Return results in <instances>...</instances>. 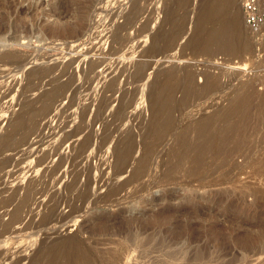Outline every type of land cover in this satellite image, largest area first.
Wrapping results in <instances>:
<instances>
[{"label": "rangeland", "instance_id": "1", "mask_svg": "<svg viewBox=\"0 0 264 264\" xmlns=\"http://www.w3.org/2000/svg\"><path fill=\"white\" fill-rule=\"evenodd\" d=\"M198 1L0 0V106L65 90L39 143L0 146V264H264V28L236 0L248 48L195 53Z\"/></svg>", "mask_w": 264, "mask_h": 264}, {"label": "bare ground", "instance_id": "2", "mask_svg": "<svg viewBox=\"0 0 264 264\" xmlns=\"http://www.w3.org/2000/svg\"><path fill=\"white\" fill-rule=\"evenodd\" d=\"M34 1H38V0H34ZM200 2V4L197 6V12H196V14H195V17H194V20H193V26H192V29H191V32L189 33V35L187 36V41L185 42V46H189L190 47V49L192 50V51H194L195 53H197V52H200L201 50H204V49H211L210 47H205L202 43L200 44V40L201 39H203L204 37H206V38H209V37H211L212 39H210V40H214V42L213 43H215V42H217V43H219L218 45L220 46L221 45V48L223 49V52L224 51H229V52H233V51H239V50H245L246 48H245V46L248 44V43H250V41L247 43L246 42V38H245V34H243L244 32L242 31V29H241V20H239V18H238V15H237V3H236V0H199L198 1V3ZM35 4L34 5H36V3L37 2H34ZM53 5V4H52ZM51 5V6H52ZM16 12H18V10L16 11ZM17 14V13H16ZM239 14H241V13H239ZM241 18V17H240ZM127 24H129V23H127ZM125 25H126V23H125ZM130 25V24H129ZM122 26H124V24L122 25ZM57 27V26H56ZM119 28H120V26H118ZM128 27V26H127ZM119 28H116V30H118ZM124 28H126V27H124ZM124 28H121L120 29V32L122 31V29L124 30ZM54 29H56L55 27H54ZM58 29V28H57ZM24 30V29H23ZM119 31V30H118ZM18 32V31H17ZM14 33H16V32H14ZM20 33V32H19ZM24 34H26L25 32H23ZM17 34V33H16ZM119 34V33H118ZM15 35V34H14ZM117 35V34H116ZM26 36V35H25ZM116 37V36H115ZM117 37H118V35H117ZM14 38V37H13ZM249 39V38H248ZM247 39V40H248ZM209 40V39H208ZM251 40V39H250ZM207 41V40H206ZM205 41V42H206ZM210 42V41H209ZM206 44V43H205ZM217 45V46H218ZM247 48H248V46H246ZM74 49V48H73ZM222 49H220V50H222ZM219 50V51H220ZM204 51H206V50H204ZM7 53V52H6ZM4 54V53H3ZM8 54V53H7ZM9 54L11 55L12 54V52H9ZM5 55V54H4ZM10 55H9V57H10ZM2 56V55H1ZM6 56V55H5ZM4 56V58H6ZM12 56V55H11ZM69 56H72V55H69ZM7 57H8V55H7ZM75 58V57H74ZM8 59H10V58H8ZM12 59V58H11ZM69 59L71 60V57H69ZM72 59H73V57H72ZM75 60V59H74ZM84 60V59H83ZM69 61V60H68ZM71 61H73V60H71ZM71 61H69L70 63H71ZM69 62H66V64L65 65H67V63H69ZM74 62V61H73ZM73 62H72V64H73ZM21 63V62H20ZM80 63V62H79ZM88 63V62H87ZM86 63V64H87ZM17 64V63H16ZM54 64H55V66H57V63H55L54 62ZM92 64V63H91ZM81 65V64H80ZM89 66H90V62H89V64H88ZM95 65V64H94ZM94 65L92 64L89 68L88 67H86V70L85 71H82V73L84 74L86 71V74H84V75H86V77H87V79H92V77H93V75H94ZM15 66V65H14ZM54 66V65H53ZM53 66H51V67H53ZM55 66L53 67V69L55 68ZM10 67V66H9ZM24 67V66H23ZM50 66H49V68H51ZM58 67V66H57ZM64 67V66H63ZM68 67H70V69H71V65H68ZM67 67V68H68ZM138 67V66H137ZM4 68V67H3ZM8 68V67H7ZM6 68V69H7ZM6 69L4 70V71H6ZM9 69V68H8ZM20 69V68H19ZM22 69V68H21ZM26 69V68H25ZM24 69V70H25ZM52 69V70H53ZM64 69V71H66V68L64 67L63 68ZM17 69H15V71H16ZM33 70V69H32ZM49 70V69H48ZM51 70V71H52ZM138 70H139V68H138ZM11 71L13 72V74L11 73ZM11 71L9 72V73H11L12 75H10V76H12V79H11V81L10 82H12L10 85H9V83H8V85L9 86H13L14 87V85L15 84H17V82L20 84V82H19V80H17L18 79V77L16 76V74H15V72L11 69ZM22 71V70H21ZM26 72L28 71L27 69L25 70ZM25 71H24V73H25ZM34 71V70H33ZM46 71V70H45ZM140 71V70H139ZM8 72V71H7ZM63 72V71H62ZM68 72H70V71H68ZM19 73V72H18ZM17 73V75H19ZM29 73V71L27 72V75H29L28 74ZM64 73V72H63ZM5 74H7V73H5ZM62 74V73H61ZM71 74H73V73H71ZM71 74H69V77H70V75ZM96 75L98 74V73H95ZM9 75V74H8ZM27 75L25 76V74H24V76L27 78ZM30 75H32V74H30ZM29 75V76H30ZM65 75H68V74H65ZM82 75V74H81ZM84 75H82V76H84ZM22 77V76H21ZM68 77V76H67ZM11 78V77H10ZM20 78V77H19ZM29 78V77H28ZM73 78V77H72ZM71 78V79H72ZM83 78H85V76L83 77ZM94 78H95V80H97L96 79V76H94ZM86 78H85V80H87ZM26 80V79H25ZM29 80V79H28ZM84 80V81H85ZM88 80V81H89ZM94 80V81H95ZM20 81H21V79H20ZM23 81V80H22ZM55 81V80H54ZM57 81V80H56ZM87 81V82H88ZM92 81V80H91ZM70 82V81H69ZM72 82V81H71ZM86 82V81H85ZM61 83H63V82H61ZM22 84V83H21ZM20 84V86H22ZM57 84V83H56ZM3 85H5V84H3ZM24 85V84H23ZM58 85V84H57ZM56 85V87L55 88H53L54 89V92H52V90H50L52 93H48V92H46V94L48 93V95H46L45 97H46V99L44 100V102L42 103V105H40L41 107L38 109L37 107L36 108H34L35 106H30V104L28 103V99L27 100H24V98H22L23 99V101L21 100V98H17V96H15V94H13V92H12V90H11V87L10 88H8V86H6V92L4 93V96L3 95H1V96H3V97H7L8 98V101H6V105L4 106V104H3V106L1 105L0 106V127L2 126V125H6L5 127H4V129H1L0 128V146L2 147V149L1 150H3V147H5V146H8V145H14V146H24L25 145V148H27L29 145H27L26 146V144H29V143H31V142H29V143H27L28 142V137H30V135H33V137H34V135H36L35 136V139H36V137L37 136H39L40 137V135H39V132H40V130L41 129H43L44 127H46V125L47 124H49V123H47V117H48V110H50V109H53V108H57V110L56 111H58V109H59V107H58V105H57V103H58V100H57V98L59 97V99L61 100V98H63V95H58L61 91V89H64L63 87H61L62 85H64V84H62L61 86H57ZM66 85L67 84H65V88H66ZM68 85H69V83H68ZM67 85V86H68ZM55 85H53L52 87H54ZM61 87V88H60ZM8 88V89H7ZM19 88V87H18ZM21 89H22V87H21ZM171 89V88H170ZM172 90L173 89H171V91H169V88H167V94L168 93H170L171 94V92H172ZM65 91V90H64ZM63 91V92H64ZM62 92V93H63ZM174 92V91H173ZM17 93V92H16ZM62 93H60V94H62ZM248 90H247V92H246V94H245V96H247L248 94ZM20 94V93H19ZM166 94V95H167ZM252 94V93H251ZM251 94H249V95H251ZM23 95V94H22ZM44 95V94H43ZM171 95H173V94H171ZM237 95V94H236ZM62 96V97H61ZM169 96V95H168ZM167 96V97H168ZM252 96V95H251ZM2 97V98H3ZM18 97H20V96H18ZM23 97V96H22ZM44 97V96H43ZM42 97V98H43ZM61 97V98H60ZM166 97V96H165ZM250 97V96H249ZM6 98V99H7ZM36 98H41L40 96L38 97H35V99ZM171 98V97H170ZM234 98H236V97H234ZM5 99V98H4ZM5 99V100H6ZM246 99H248V97H246ZM29 100H30V98H29ZM170 100V99H169ZM236 100V99H235ZM240 100V102H241V98L239 99ZM31 102H32V104H33V101H32V99L30 100ZM71 101V100H70ZM168 101V99H166L165 100V102L163 101V102H161V103H159V104H157L158 106H157V109L158 110H161V109H163L164 108V106L168 103L167 102ZM247 101V100H246ZM250 101V100H249ZM41 102H42V99H41ZM60 102V101H59ZM167 102V103H166ZM234 102V101H233ZM237 102H238V100H237ZM240 102H238V104L240 103ZM244 102V100H242V103ZM5 103V102H4ZM236 103V102H235ZM241 103V104H242ZM39 104H41V103H39ZM71 104V103H70ZM69 104V105H70ZM237 104V103H236ZM236 104H234V105H236ZM238 104H237V106H238ZM240 104V105H241ZM244 104V103H243ZM249 104V103H248ZM18 106V105H20V110H18V111H13L12 109H13V106ZM61 105H62V103H61ZM168 105V104H167ZM59 106H60V104H59ZM63 106V105H62ZM64 107V106H63ZM62 107V108H63ZM234 107V106H233ZM241 106H239V108H240ZM61 108V107H60ZM61 108V109H62ZM236 108V107H235ZM234 108V109H235ZM238 108V109H239ZM60 110V109H59ZM48 111V112H47ZM54 111V110H53ZM235 111V110H234ZM237 111V110H236ZM45 112H47L46 114H45ZM59 112V111H58ZM62 113H64L63 112V110L61 111ZM55 113V112H54ZM230 113H232V112H230ZM229 113V114H230ZM241 113H242V111H241ZM61 114V113H60ZM60 114H54V115H57L56 116V119H55V122H56V120H59L58 119V116H60ZM49 116H50V112H49ZM39 117V119H37V118ZM50 118V117H49ZM51 118L52 119H54L53 118V114H52V116H51ZM50 120V119H49ZM167 122V120L165 121V123ZM52 123V122H51ZM59 123H63V122H59ZM56 125V124H55ZM58 125V124H57ZM60 125V124H59ZM48 126V125H47ZM50 126V125H49ZM62 126V125H61ZM63 126H65L66 127V125L64 124ZM200 126V125H199ZM234 126V125H233ZM2 127V128H3ZM58 127V126H57ZM237 127V126H236ZM49 129H50V127H48ZM53 128V131L55 132V130L56 129H54V127H51V129ZM60 128H64V127H60ZM59 128V129H60ZM200 128V127H199ZM201 128H202V126H201ZM233 127L232 126H230V129H232ZM45 129V128H44ZM237 129H239V128H237ZM48 130V129H47ZM199 130H202V129H199ZM233 130V129H232ZM241 131H242V129H240ZM49 131V130H48ZM53 131L51 130V133H53ZM59 131V130H58ZM61 131V130H60ZM59 131V132H60ZM75 131V130H74ZM235 131V130H234ZM57 132V131H56ZM236 132V131H235ZM239 132V135H240V131H238ZM232 133H234V132H232ZM242 133V132H241ZM53 134H55V133H53ZM56 134H58V132L56 133ZM55 134V135H56ZM235 134H238V133H235ZM49 135H50V131H49ZM60 135H62V134H60ZM238 135V136H239ZM42 136V135H41ZM52 136V135H51ZM57 136V135H56ZM63 136V137H62ZM61 136V138H64V135H62ZM237 136V135H236ZM238 136H237V138H238ZM39 137L37 138V139H39ZM47 137V136H46ZM46 137H44V138H46ZM54 137V136H53ZM66 135H65V140H66ZM69 137V136H68ZM232 136H229V138H231ZM41 138H43V137H41ZM61 138H60V140H61ZM224 138V137H223ZM226 138V137H225ZM225 138H224V140H225ZM234 138V137H233ZM237 138L235 139V140H237ZM36 139V140H37ZM69 138H67V140H68ZM70 139H73L72 138V136H71V138ZM227 139V138H226ZM30 140V139H29ZM40 140L41 139H39V141L38 142H36V143H39L40 142ZM70 141V140H69ZM238 141V140H237ZM61 142H62V140H61ZM226 141H223L222 140V143H221V145H220V147H219V150H220V152H222V153H224L226 150H227V148H225V143ZM36 143H34V144H36ZM68 143V142H67ZM74 143V142H73ZM62 144V143H61ZM70 144H72L71 142H70ZM70 144H67V145H70ZM238 144V143H237ZM63 145V144H62ZM61 145V146H62ZM13 146V147H14ZM19 146H18V149H19ZM31 146V145H30ZM70 146H72V145H70ZM69 146V147H70ZM57 147H60L59 145L57 146ZM5 148H8V147H5ZM23 148V147H22ZM22 148H20V150L22 149ZM13 149H16V148H13ZM29 148H27V150H28ZM58 149V148H57ZM57 149L55 148L54 150L53 149H51V150H53V153H55V152H58L57 151ZM65 149H66V147H65ZM19 150V151H20ZM30 150V149H29ZM6 151V150H5ZM14 151V150H13ZM13 151H10L11 153L13 152ZM7 152V151H6ZM29 152V151H28ZM31 152V151H30ZM30 152H29V155H30ZM52 152V151H51ZM51 152H49V151H47V153L45 154V155H43L42 157H41V155H40V157H41V159H38L37 161H39L38 163L40 164V165H42V163L44 164V163H46V162H48L49 161V159H50V157L52 156V155H54V154H51ZM32 153V152H31ZM33 153H34V151H33ZM44 153V152H43ZM13 154H16V153H13ZM18 154V153H17ZM26 154V153H25ZM28 155V154H27ZM28 155V156H29ZM23 156V155H22ZM31 156H32V154H31ZM60 159H62V157L60 158ZM61 161L62 160H60L57 164H55V166L54 167H58L59 165H60V163H61ZM32 167V166H31ZM28 168V170H29V168H30V166L29 167H27ZM33 168V167H32ZM31 168V169H32ZM57 168H55V170H56ZM20 170V169H19ZM27 171V170H26ZM21 172H22V170H21ZM25 172V171H24ZM16 179V178H15ZM14 179V180H15ZM17 180V179H16ZM31 182V181H30ZM17 183V182H16ZM56 183V182H55ZM18 184H19V182H18ZM17 184V185H18ZM28 184H29V182H28ZM28 184H26L27 186H28ZM14 185H16V184H14ZM16 185V186H17ZM30 186H28V188H29ZM16 188V187H15ZM17 188H19V187H17ZM17 188H16V190H17ZM24 188V187H23ZM25 188H26V186H25ZM31 188H33V187H31ZM30 188V189H31ZM27 189V188H26ZM15 190V191H16ZM24 190V189H23ZM33 190V189H32ZM27 192H29V190L27 189L26 190ZM25 190H24V192H26ZM120 190L118 189V191H115L114 193H113V196H114V198H113V201L114 202H117L118 200H119V198L121 197V194H120V192H119ZM250 191V190H249ZM17 192V191H16ZM30 192H32L31 190H30ZM13 193V192H12ZM250 193V192H249ZM25 196H24V198H22V200H21V203H20V205L14 210V212L11 214L12 215V218H15V216H17L18 217V215H19V213L22 211L23 212V208H24V206H25V203L28 201V199L26 198V197H28V195L26 194V193H23ZM23 197V196H22ZM26 207V206H25ZM19 212V213H18ZM18 213V214H17ZM137 234H136V232L135 233H132V235H131V238L134 240L135 239V236H136ZM116 237L119 239L120 238V234H117L116 235ZM118 239H107V240H105L104 241V244L105 245H108V244H112V243H115L116 241H119Z\"/></svg>", "mask_w": 264, "mask_h": 264}, {"label": "built area", "instance_id": "3", "mask_svg": "<svg viewBox=\"0 0 264 264\" xmlns=\"http://www.w3.org/2000/svg\"><path fill=\"white\" fill-rule=\"evenodd\" d=\"M245 26L252 32L264 28V0H240Z\"/></svg>", "mask_w": 264, "mask_h": 264}]
</instances>
